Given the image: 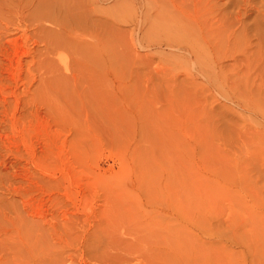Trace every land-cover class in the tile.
I'll use <instances>...</instances> for the list:
<instances>
[{
  "label": "rangeland",
  "instance_id": "374dc122",
  "mask_svg": "<svg viewBox=\"0 0 264 264\" xmlns=\"http://www.w3.org/2000/svg\"><path fill=\"white\" fill-rule=\"evenodd\" d=\"M23 1L0 0L2 27ZM104 2L12 31L29 55L0 101V264H264V0H213L223 51L200 63L145 0Z\"/></svg>",
  "mask_w": 264,
  "mask_h": 264
},
{
  "label": "bare ground",
  "instance_id": "6f19581e",
  "mask_svg": "<svg viewBox=\"0 0 264 264\" xmlns=\"http://www.w3.org/2000/svg\"><path fill=\"white\" fill-rule=\"evenodd\" d=\"M21 1V0H20ZM29 2V4L30 5H27V3H24V1L22 2V3H24L26 6H31V7H28V9H27V11H24V10H21L20 9V7L19 8H17L18 6V4H19V2L18 3H16L17 5H15V7L17 8H9V9H14L12 12L13 13H10L11 12V10H9V11H7V12H9L10 14L8 15V17L7 16H3L4 18H7L8 20H9V22H6L5 24H7L8 26L10 25V27H14L13 29L14 30H11V28L10 27H8L7 25H5L4 23V26L2 27L1 26V23H0V42L2 41L3 42V40L4 39H6L5 40V42H6V44H8L6 47H10L9 49L8 48H6L4 45H5V43L3 44H1L2 46H0V59H4L3 60V62H5V63H3V67H1L0 68V94H1V97H0V101H1V103H2V106H4V105H7L6 103H9V101H7V99L9 98H6V95L7 94H5L7 91H5L6 89H4L3 87H5L6 86V83L4 82V81H6V82H9V81H14V77L16 78V75L17 76H19V78L21 77V64H22V62L23 61H25V60H23L24 59V57L25 56H27V55H29V50L28 51H25V49H20L19 50V45H20V48H21V44L22 43H18L19 41L18 40H20L19 39V37L17 36H15V37H13L12 35V31H19L20 30V27L22 28V26H26L27 27V25H33V26H38V27H36V28H41V27H43V25L45 24V23H48V24H59V23H61V22H63L64 21V25L63 26H65L66 28H68L67 26V24L69 23V21L67 22V24H66V16H67V14H66V12H68L67 10L69 9V8H72L73 6H75L74 8H76L77 6H76V3H78V2H80V3H82L83 5V7L82 8H84L85 6H86V8H89L88 6H90V8L93 6V4L95 5V4H98V3H102V5H103V2L104 1H106V0H47L48 2L50 1V3H52L51 4V6L49 7V8H46V9H44L45 8V5H43V4H50V3H42L40 0H38V2H37V0H36V2L37 3H35V1H33V5H31V0H28ZM125 1V0H124ZM128 1V0H127ZM146 1V5H150L151 6V8H153V9H155V10H153L152 9V11L154 12H156V14H155V12H154V14H155V16H154V18L156 19V22H159L160 23V19H162L163 21L162 22H166L165 23V28H166V25L167 26H169V28L164 32V34H162L161 36V38H163V37H165V35H166V33L168 34L167 35V38L169 39V41H167V42H165L166 40H168V39H166V38H163V39H165V41H164V44L166 43V45L168 46V44H169V46L171 47V48H174V49H176V50H178V51H185L184 53H185V55L188 53V55H186L187 57L189 56V54L190 55H194L195 56V60H197V58L198 57H201L202 55H203V53H205V52H207V53H210V55L211 54H214V53H217V51L218 50H222V49H220V48H217L216 49V47H215V44H214V51H213V49L209 46V42H212V40L213 41H215V40H217V39H220L222 36H224L225 35V30H226V26H225V22H224V20H222L223 21V23H222V21H220V19L223 17L222 16V14L221 15H219V13H221V12H219L218 14H215V13H212V14H209L210 12L209 11H211L210 9L211 8H214V5H215V3H213V0L211 1V0H167V4H165V5H163V4H161L158 0H145ZM156 1H158V2H156ZM25 2H27V0H25ZM54 2V3H53ZM143 2H144V0H143ZM209 2H212V4H210ZM217 2V1H216ZM247 2V1H246ZM105 3V2H104ZM107 3V2H106ZM120 3V2H119ZM250 3V2H249ZM15 4V3H14ZM20 4H21V2H20ZM145 4V3H144ZM25 5H23L24 7H25ZM46 5V6H47ZM99 5V4H98ZM236 5V4H235ZM239 5V4H238ZM14 6V5H13ZM67 7V9H65V7ZM100 7H103V6H101V4L99 5ZM121 6V5H120ZM120 6H117L116 8H118V7H120ZM219 6V5H218ZM225 6V5H224ZM232 6V5H231ZM235 7V6H234ZM238 7V6H237ZM21 8L23 9V7L21 6ZM26 8V7H25ZM80 8H81V5H80ZM79 8V6H78V10L80 9ZM81 8V9H82ZM94 8H99V7H97V5H96V7L94 6ZM215 8H217V6L215 7ZM221 8V7H220ZM236 8V7H235ZM234 8V9H235ZM255 8V7H254ZM85 9V8H84ZM84 9H82V11L84 10ZM103 9V8H102ZM102 9H98L99 11L97 12V10L95 11L96 13H99L100 12V19H99V21L100 22H103L104 20L103 19H106V18H102V16L104 17V13H105V9L104 10H102ZM147 9V8H146ZM218 9V8H217ZM216 9V10H217ZM29 10V11H28ZM77 10V9H76ZM93 10V9H92ZM91 10V11H92ZM213 10V9H212ZM229 10V9H228ZM246 10V9H245ZM46 11V12H45ZM75 11V9L73 10V12ZM82 11L80 12V13H82ZM94 11V10H93ZM102 11H104V13L102 12ZM151 11V10H150ZM215 11V10H214ZM213 11V12H214ZM235 11V10H234ZM256 11V10H255ZM6 12V13H7ZM27 12V14H28V16L27 15H25V13ZM61 12H63V15H61ZM83 12H85V11H83ZM89 12L90 11H88V13H87V15L89 14ZM236 12V11H235ZM22 13H24V15H21ZM77 13V12H76ZM76 13L74 14V15H76ZM103 13V15L101 16V14ZM237 13V12H236ZM235 13V14H236ZM4 14V13H3ZM69 14L71 15V13L69 12ZM78 14V13H77ZM84 15L86 14V13H83ZM82 14V15H83ZM93 14V13H92ZM230 14V13H229ZM246 14V13H245ZM5 15H7V14H5ZM80 15V14H79ZM91 15V14H90ZM98 15V14H97ZM30 16V17H29ZM92 17H93V15H91ZM143 16V15H142ZM220 16H222V17H220ZM235 16V15H234ZM239 16H240V14H239ZM68 17H69V15H68ZM72 17H74V16H71V18ZM79 17V16H78ZM82 17V16H81ZM84 17V16H83ZM85 17H87L86 15H85ZM89 17V16H88ZM94 17H95V15H94ZM99 17V15L97 16V18ZM240 17H242V16H240ZM70 18V17H69ZM68 18V19H69ZM74 18H76V17H74ZM96 18V17H95ZM94 18V19H95ZM96 18V19H97ZM142 18V17H141ZM153 18V19H154ZM225 18V17H224ZM1 19V18H0ZM78 19V18H77ZM82 19V18H81ZM86 19V21H88L87 20V18H85ZM154 19V20H155ZM3 22H4V20H6V19H1ZM70 20V19H69ZM72 20H75V19H73L72 18ZM98 20V19H97ZM143 20H144V18H143ZM159 20V21H158ZM233 20H234V17H233ZM76 21V20H75ZM78 21H79V19H78ZM94 21V20H93ZM96 21V20H95ZM106 21V20H105ZM236 21V20H235ZM240 21V20H239ZM239 21H237V22H239ZM1 22V21H0ZM90 22H92V21H90ZM236 22V24H238ZM254 22H255V20H254ZM254 22H253V25H254ZM77 23V22H76ZM155 23V22H154ZM154 23L152 24V26L154 25ZM228 23V22H227ZM257 23V22H256ZM2 24V25H3ZM72 24H74V22H72ZM78 24V23H77ZM99 24V23H98ZM161 24V23H160ZM160 24H159V26H160ZM228 24H230V23H228ZM29 25V26H30ZM67 25V26H66ZM70 26H71V23L69 24ZM102 25H103V23H102ZM163 26H164V23L162 24ZM235 25V24H234ZM241 25V24H240ZM44 26H46V25H44ZM154 26H156V25H154ZM216 26H222L223 28L225 27V30H223L224 31V35L221 33V31H220V33L217 31V27ZM48 27V26H47ZM53 27L55 28V26L53 25ZM228 27V26H227ZM254 27H256V25L254 26ZM253 27V28H254ZM27 28H29V27H27ZM39 28V29H40ZM44 28V27H43ZM56 28H60V27H58V26H56ZM156 28V27H155ZM161 28V30H162V26L161 27H159V29ZM164 27H163V30L165 29ZM242 28V27H241ZM261 28V27H260ZM259 28V29H260ZM51 29V28H50ZM49 29V30H50ZM62 29H64V28H62ZM70 29V28H69ZM228 29V28H227ZM240 29V28H239ZM22 30H23V32H25L26 30H25V27H24V29H21L20 31L22 32ZM25 30V31H24ZM47 30V29H46ZM45 30V31H46ZM48 30V31H49ZM52 30V29H51ZM60 30V29H59ZM67 30V29H66ZM72 30V29H71ZM71 30H69V32L68 33H71L70 31ZM157 30V29H156ZM219 30V29H218ZM238 30V29H237ZM53 32H52V35H53V33H54V30H52ZM160 31V30H159ZM222 31V32H223ZM22 32V34H25V33H23ZM28 32V31H27ZM44 32V31H43ZM50 32V31H49ZM62 32V31H61ZM64 32H66L65 30H64ZM234 32H236V30H234ZM262 32V31H261ZM56 33V32H55ZM63 33V32H62ZM163 33V32H162ZM220 35H219V34ZM262 33H264V32H262ZM17 34V33H16ZM27 34V33H26ZM29 34V33H28ZM221 34H222V36H221ZM15 35V34H14ZM17 35H19V33L17 34ZM59 35H61V34H59ZM158 35V34H157ZM160 35V34H159ZM164 35V36H163ZM232 34H229V35H227L228 36V38H229V36H231ZM245 35V34H244ZM262 35V34H261ZM22 36V35H21ZM29 36V35H28ZM42 36V35H41ZM227 36H225V37H227ZM234 36V35H233ZM236 36V35H235ZM44 38H45V35L43 36ZM47 37V36H46ZM56 37V36H55ZM157 37V36H156ZM160 37V36H159ZM20 38H22V37H20ZM51 38H53V37H48V39H50L51 40ZM236 38V37H235ZM246 38V37H245ZM36 39H38V38H36ZM42 39V38H41ZM212 39V40H211ZM223 39V38H222ZM23 40V39H22ZM39 40V39H38ZM55 40V39H54ZM211 40V41H210ZM223 40H225V39H223ZM222 40V42H224ZM219 41V40H218ZM257 41V40H256ZM262 41H264V40H262ZM40 42V41H39ZM38 42V43H39ZM44 42V41H43ZM57 42V41H56ZM158 42H161V41H158ZM163 42V41H162ZM229 42H230V40H229ZM44 43H48V41L47 42H44ZM58 43V42H57ZM219 43V42H218ZM231 43V42H230ZM25 44V43H24ZM54 44H55V42H54ZM163 44V43H162ZM203 44H206L207 46H208V51H205V48L203 49V47H202V45ZM222 44H224V43H222ZM28 45V44H27ZM52 45V44H51ZM60 45V44H59ZM159 45V44H158ZM236 45V44H235ZM256 45V44H255ZM259 45V44H258ZM25 46V45H24ZM45 46V45H44ZM168 46V47H169ZM217 46V45H216ZM224 46V45H223ZM225 46H226V44H225ZM233 46H234V44H233ZM23 47V46H22ZM28 47V46H27ZM56 47V46H55ZM55 47L53 48V50H52V48L51 47H47V49L45 48H42V52H44L43 54H44V56L47 58V56H49L50 55V53H51V51H50V49L52 50V51H54V49H55ZM169 47V48H170ZM218 47V46H217ZM236 47H237V45H236ZM239 47V46H238ZM261 47H264V45H262ZM26 48V47H25ZM48 48H50V49H48ZM58 48V47H57ZM257 48V47H256ZM168 49V48H167ZM182 49V50H181ZM228 49V48H227ZM236 49V48H235ZM32 50V49H31ZM36 50V49H35ZM39 50V49H38ZM48 50V51H47ZM56 50V49H55ZM215 50H216V52H215ZM252 50V49H251ZM34 51V50H33ZM37 51V50H36ZM169 51H172V50H169ZM178 51H175V52H177L178 53ZM223 51V50H222ZM227 51V50H226ZM249 51V50H248ZM261 51V50H260ZM32 52V51H31ZM35 52V51H34ZM38 52V51H37ZM225 52V51H224ZM256 52V51H255ZM47 53V54H46ZM52 53H54V52H52ZM172 53V52H171ZM180 53V52H179ZM183 53V52H182ZM182 53H180V54H182ZM183 53V54H184ZM207 53H205V56H206V54ZM222 54H224L223 52H221ZM261 53V52H260ZM35 54V53H34ZM42 54V53H41ZM174 54V53H173ZM47 55V56H46ZM52 55V54H51ZM50 55V56H51ZM215 55V54H214ZM231 55H232V53H231ZM258 55V54H257ZM256 55V57H258L259 58V56H257ZM262 55V54H261ZM36 56H38V58L39 57H41V55L39 56V54L38 55H36ZM208 56H209V54H208ZM212 56V55H211ZM217 56V55H216ZM216 56H214V57H216ZM32 57V56H31ZM35 57V56H34ZM45 57H43V59L45 58ZM186 57V58H187ZM252 57V56H251ZM33 58V57H32ZM45 58V59H46ZM51 58H52V56H51ZM184 58V57H183ZM193 58V57H192ZM191 58V59H192ZM203 58H205L204 56H203ZM209 58V57H208ZM207 57L205 58L206 60H209V59H211V58H209L208 59ZM213 58V57H212ZM226 58V57H225ZM250 58V57H249ZM253 58H255L254 57V55H253ZM34 59V58H33ZM48 59V58H47ZM49 59H50V57H49ZM189 59H190V57H189ZM188 58H187V60H189ZM202 59V58H201ZM214 59V60H213ZM212 59V61H210L211 63L214 61H216L215 59H217V57L216 58H213ZM257 59V58H256ZM260 59V58H259ZM258 59V60H259ZM31 60V59H30ZM53 60V59H52ZM195 60H192L190 63H191V65L192 64H195L196 63V61ZM225 60V59H224ZM240 60V59H239ZM249 60V59H248ZM252 60H254V59H252ZM1 62H2V60H0ZM15 61V62H14ZM32 62H33V60H31ZM39 61V62H38ZM46 61V60H45ZM45 61H43V60H41V58H40V60H37L36 62V64H37V73L39 72V74H40V76L42 75L41 73H43V70L44 69H42V72H41V68H43V65H45V64H43ZM190 61V60H189ZM195 61V62H194ZM197 61H199V59L197 60ZM205 61V60H204ZM242 61H244V59H242L241 60V62ZM7 62V63H6ZM47 62V61H46ZM49 62V61H48ZM50 62H51V60H50ZM188 62V61H187ZM200 62H202V60L201 61H199V63ZM207 63H208V61H206ZM209 62V63H210ZM245 62V61H244ZM254 62V61H253ZM258 62V61H257ZM262 62H264V61H262ZM13 63H16V64H14L13 65ZM198 63V64H199ZM203 63H205V62H203ZM207 63H205V64H203V65H205L206 67H205V69L203 68V67H201V65L199 66L197 63H196V65L197 66H199L200 67V70H201V68H203L202 70H204L203 72H204V74H205V78H206V80H207V82L208 83H213L212 85H219V83H220V81H221V79H220V77H219V75L217 76V73H215V70H214V67H212V65H211V70L209 71L208 69H207V65H209V64H207ZM217 63V62H216ZM2 64V63H1ZM207 64V65H206ZM213 64V63H212ZM215 64V63H214ZM213 64V65H214ZM225 64V63H224ZM240 64V63H239ZM262 64V63H261ZM15 65L17 66L18 65V67H17V71L16 70H14V69H11V68H14L15 67ZM49 66H50V63L48 64ZM195 65V66H196ZM202 65V66H203ZM250 65V64H249ZM13 66V67H12ZM34 66V65H33ZM36 66V65H35ZM49 66L47 67V69L49 68ZM186 66H187V64H186ZM216 66V65H215ZM225 66H226V64H225ZM224 66V67H225ZM244 66V65H243ZM250 66H253V65H250ZM249 66V67H250ZM261 66V65H260ZM260 66H259V68H260ZM6 67V68H5ZM22 67H24V66H22ZM190 67V66H189ZM16 68V67H15ZM36 68V67H35ZM194 68V67H193ZM197 68V67H196ZM210 68V67H209ZM218 68H220V67H218ZM226 68V67H225ZM4 69H5V76L3 75V71H4ZM51 69V68H50ZM190 69V68H189ZM207 69V70H206ZM235 69V68H234ZM243 69H244V67H243ZM247 69V68H246ZM261 69V68H260ZM29 70V69H28ZM31 70V69H30ZM256 70V69H255ZM257 70H258V68H257ZM24 71V70H23ZM46 71V70H45ZM48 71V70H47ZM50 71V70H49ZM52 71H53V69H52ZM197 71H199V69H197ZM220 71V70H219ZM239 71H241V70H239ZM242 71H244V70H242ZM250 71V70H249ZM262 71H264V70H262ZM34 72V71H33ZM33 72H30V73H32L33 74ZM201 72V71H200ZM23 73V72H22ZM45 73V72H44ZM195 73H197V72H195ZM237 73V72H236ZM246 73V72H245ZM251 73V72H250ZM23 74H25V73H23ZM27 74V73H26ZM198 74H200V73H198ZM221 74V73H220ZM239 74V73H238ZM29 75V74H28ZM53 75V74H52ZM223 75V74H222ZM32 76V75H31ZM203 76V75H202ZM25 76L23 75V77H21V78H24ZM32 77H34V75L32 76ZM38 77H39V75H38ZM26 78V77H25ZM222 78V77H221ZM231 78V77H230ZM259 78V77H258ZM29 79V78H28ZM33 79V78H32ZM34 79H35V77H34ZM33 79V80H34ZM238 79H239V77H238ZM16 80V79H15ZM18 81H19V79H17ZM26 80V79H25ZM39 80V79H38ZM22 81V80H21ZM27 81V80H26ZM228 81V80H227ZM237 81V80H236ZM258 81V80H257ZM17 82V81H16ZM15 83V82H14ZM13 83V84H14ZM18 83V82H17ZM20 83V82H19ZM10 84V83H9ZM39 84V83H38ZM221 84H222V81H221ZM236 84V83H235ZM18 85V84H17ZM16 85V86H17ZM32 85V84H31ZM7 86H9V89H10V85H7ZM39 86V85H38ZM38 86H36V87H38ZM229 86V85H228ZM36 87H34L35 89H36ZM6 88V87H5ZM16 88V87H15ZM224 88V87H223ZM8 89V88H7ZM13 89V88H12ZM38 89H40V87L38 88ZM36 91V90H35ZM40 90H38V92H39ZM17 92V91H16ZM19 92V91H18ZM37 92V91H36ZM8 93H12V94H9V95H14V94H16V93H14V90H9L8 91ZM40 94V93H39ZM5 95V96H4ZM18 95V94H17ZM8 96V95H7ZM13 97V96H12ZM13 98H15L16 99V97L14 96ZM12 98V99H13ZM9 100V99H8ZM14 100V99H13ZM38 100V99H37ZM46 100V99H45ZM44 100V101H45ZM25 101H26V99H25ZM43 101V102H44ZM48 101V100H47ZM28 102V101H27ZM26 103V102H25ZM48 103V102H47ZM9 104H11V103H9ZM50 104V103H49ZM25 105V104H24ZM20 106H22V105H20ZM28 106V105H27ZM36 106V105H35ZM6 107V106H5ZM8 107V106H7ZM39 107V106H38ZM10 108V107H9ZM50 108V107H49ZM21 109V108H20ZM53 109V108H52ZM4 110V109H3ZM11 110V109H10ZM9 110V111H10ZM35 110V109H34ZM0 111H2L1 109H0ZM8 111V112H9ZM27 111H28V109H27ZM31 111V110H30ZM7 112V111H6ZM6 112H5V114H6ZM22 112H24V111H22ZM33 112V111H32ZM25 113V112H24ZM28 112H26V114H27ZM10 114H12V113H10ZM37 114V113H36ZM28 115V114H27ZM4 116H6V115H4ZM11 116V115H10ZM9 116V117H10ZM17 116V115H16ZM26 116V115H25ZM8 117V116H7ZM29 117V116H28ZM1 118V117H0ZM13 118V117H12ZM4 119V118H3ZM8 120V123L9 122H11V121H13V120H11V121H9V119H7ZM2 121V120H1ZM18 121V120H17ZM16 122V121H15ZM6 123V122H5ZM21 123H23V122H21ZM12 124V123H11ZM7 125H9V124H7ZM12 127V126H11ZM13 127H14V124H13ZM20 127V126H19ZM15 128V127H14ZM10 129V128H9ZM5 133V132H4ZM9 133V132H8ZM4 135H6V134H4ZM7 136V135H6ZM3 137H5V136H3ZM2 138V137H1ZM5 139V138H4ZM1 143H2V141H1ZM4 144V143H3Z\"/></svg>",
  "mask_w": 264,
  "mask_h": 264
}]
</instances>
